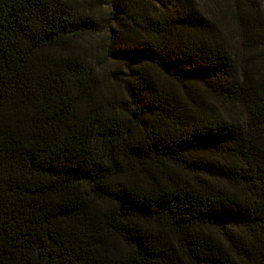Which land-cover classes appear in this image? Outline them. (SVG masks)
<instances>
[{
  "label": "trees",
  "instance_id": "1",
  "mask_svg": "<svg viewBox=\"0 0 264 264\" xmlns=\"http://www.w3.org/2000/svg\"><path fill=\"white\" fill-rule=\"evenodd\" d=\"M224 8L0 0V264H264V13Z\"/></svg>",
  "mask_w": 264,
  "mask_h": 264
},
{
  "label": "rangeland",
  "instance_id": "2",
  "mask_svg": "<svg viewBox=\"0 0 264 264\" xmlns=\"http://www.w3.org/2000/svg\"><path fill=\"white\" fill-rule=\"evenodd\" d=\"M254 1L256 2L257 6L260 8L261 12L264 13V0H254ZM99 2H102V0H99ZM198 5L203 12L208 13L209 10H211L220 17L223 16V13H225L224 7L231 5V0H198ZM228 30L231 31V28L229 29L228 27ZM229 40L230 42H233V37H229ZM223 110H224L223 111L224 115L231 114L232 116H237L238 118H240L242 114V111H237L236 109L235 110L232 109V112L225 109Z\"/></svg>",
  "mask_w": 264,
  "mask_h": 264
}]
</instances>
